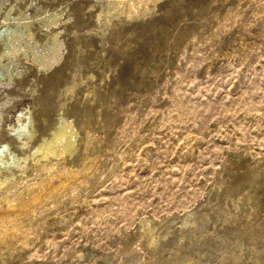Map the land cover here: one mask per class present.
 <instances>
[{"label":"rangeland","instance_id":"obj_1","mask_svg":"<svg viewBox=\"0 0 264 264\" xmlns=\"http://www.w3.org/2000/svg\"><path fill=\"white\" fill-rule=\"evenodd\" d=\"M9 5L61 46L0 66V147L28 156L8 196L68 181L3 217L25 239L0 264H264V0H0V30ZM61 121L74 151L38 168Z\"/></svg>","mask_w":264,"mask_h":264},{"label":"bare ground","instance_id":"obj_2","mask_svg":"<svg viewBox=\"0 0 264 264\" xmlns=\"http://www.w3.org/2000/svg\"><path fill=\"white\" fill-rule=\"evenodd\" d=\"M118 1L123 0H117V2ZM12 9L11 5H9L3 13L4 29L0 30V43L4 48L0 54V66H3L2 68H7L10 64H12L13 58H15L19 52L23 54L28 53L31 56L32 63L40 68H47L56 64L60 59L59 49L61 45H59L58 41H56L57 39L55 40V36L52 37L54 39H52L51 44H46L44 46H41L36 42H32L31 37L33 36H31V31L29 29L30 20L25 17L23 18L22 16L11 17V14L9 13ZM129 9L133 8L130 7ZM52 24L55 25L56 23L52 22ZM20 42H23V44ZM3 58H6L7 60L5 65L1 62ZM3 76L4 75L2 74V77ZM7 77L10 79L12 77V73L9 72ZM62 121L58 124L57 129L51 133L49 139H43L41 144L32 148L31 152L28 151V155L32 158L31 161L37 165L38 168H45V166H47L46 163H50L51 159L61 158L66 153L74 151V135L70 132L71 130L69 131V126ZM18 124L19 127L10 132V135L17 139V141L20 142V148L24 149V147L28 144L23 141V138L25 136L28 138L32 136V132L30 131L32 119L28 117L25 123L18 122ZM25 157L24 159L18 160L11 152L8 151L6 146L0 147V188L4 187L5 189V194L2 195L0 200V221H2L5 215H10L11 213L25 215L27 211L29 212V210H33L41 204L47 195L50 196V194H54L55 191L64 188L67 185L68 180L65 178H67L68 175H66L65 178V175L62 177L56 172L54 164H51L50 169L54 170L51 173L50 169H48L51 173L49 178H45L40 181L38 180L39 182L37 181L36 183L31 182V184H26L21 193L19 192V194L15 193V195L8 196L10 192L8 186L12 182L11 180L15 177L16 172L19 173L21 177L27 178L25 170L27 169L26 160L28 156L26 158ZM53 179H58V182L56 181L58 183L57 187L54 186L55 182H51ZM1 202L3 203L1 204ZM5 234L6 235H1L0 237L1 243L3 242L5 244L10 243V245H15L19 242L22 243L25 239V237H20V234H16L15 232L7 231Z\"/></svg>","mask_w":264,"mask_h":264}]
</instances>
